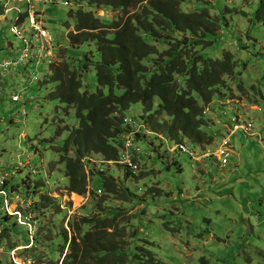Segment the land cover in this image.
I'll return each mask as SVG.
<instances>
[{"label": "rangeland", "instance_id": "obj_1", "mask_svg": "<svg viewBox=\"0 0 264 264\" xmlns=\"http://www.w3.org/2000/svg\"><path fill=\"white\" fill-rule=\"evenodd\" d=\"M181 1V11L206 8L219 26L217 33L207 39L210 44L195 51L213 60L230 53L235 70L232 77H222L224 83L217 95L224 97L216 96L209 106L200 104L205 109L204 133L209 143L194 147L185 140V144L190 150L196 149L197 155L213 152L226 136L224 127L234 111L242 121L248 119L253 132L260 131L264 140V17L257 16L260 1L264 0ZM81 5L87 11L85 3ZM79 9V4L68 0H0V59L19 57L27 43L33 46L38 61L46 60L40 65L43 69L30 66L20 71L24 72L21 75L13 71L0 77V182L8 177L10 207L24 212L31 208L37 229L34 246L25 250L30 242L28 234L15 225L16 219L4 220L5 200L0 196V232L11 230L9 238H0V261L13 263L11 254L15 252L20 259L36 264H56L65 246L64 231L72 239L71 226L82 218L90 220L108 213L113 216L118 211L116 225L123 233L118 242L125 250L126 264H136V249L149 251L159 264H264V143L261 146L253 137L242 141L240 132L230 138L232 156L225 168L212 161L196 165L186 155L168 153L167 138L146 136L148 141L134 144L138 149L133 158L137 177L129 174L127 178L117 166L107 172L132 195L126 202L111 196L104 201L103 195L79 196V203L72 200L74 195L59 198L68 194L65 189L69 180L65 165L51 168L60 161L56 148H63L67 137L57 138V132L77 126L78 120L76 111L66 114L60 100L48 101L56 87L42 83L52 74L54 65H79L76 58L85 53L86 49H70V33L76 28L70 15ZM95 13L108 24L121 16L110 10L98 9ZM49 37L54 40L52 46ZM164 49L161 46L160 53ZM147 66L150 69L151 65ZM15 75L21 79L13 80ZM34 77L40 82H33ZM83 80L93 92L94 74H86ZM14 96L21 97L19 104L13 102ZM140 112L141 106L132 107L127 120L136 117L133 122L141 125ZM240 142L245 145L243 150L236 148ZM70 157L75 156L72 153ZM102 160L100 155L83 159V170L91 176V165H100ZM100 185L99 179L93 178L91 191L96 192ZM14 186H20L21 191L14 189L13 194ZM41 199L50 205L36 211ZM64 253L69 254L70 248Z\"/></svg>", "mask_w": 264, "mask_h": 264}, {"label": "trees", "instance_id": "obj_2", "mask_svg": "<svg viewBox=\"0 0 264 264\" xmlns=\"http://www.w3.org/2000/svg\"><path fill=\"white\" fill-rule=\"evenodd\" d=\"M68 1L80 5V9L70 15L76 24L69 37L70 49L86 50L76 58L79 65L69 62L54 65L52 74L42 83L43 86L56 87V91L48 95V101L60 100L66 107V114L76 111L78 120L77 126L58 130L57 138L67 135L66 143L63 148H56L61 158L51 168L57 170L59 165L66 166L69 183L65 191L68 194L97 198L99 192L104 201L111 196L116 201L126 202L132 195L107 175L112 166L91 165L93 172L89 176L83 170V159L100 155L105 163L120 160L124 149L123 137L132 130L128 122L125 123L128 119L126 115L134 106L142 108V112L137 114L141 125L133 122L136 117L129 120L137 126L144 125L141 128L144 134H138L134 144L148 141L145 138L148 133L162 135L171 143L185 140L193 146L209 143L204 133L205 109L201 105L209 106L216 96H221L217 95V90L224 83L222 77H232L235 73L232 55L223 53L221 60H213L205 59L199 51H195L208 46L210 41L207 39L217 33L219 27L206 8L184 12L181 11V0ZM83 3L88 7L87 11L81 8ZM98 9L119 12L121 16L108 24L105 19L98 18L95 13ZM257 16L264 17L263 1H260ZM161 46L165 47L162 53ZM32 61L36 64H30ZM41 64L44 62L28 60L16 72L26 71L30 66L43 69ZM147 64L151 65L150 69ZM90 73L94 74L96 84L93 92L83 80ZM179 81L182 83L178 84ZM13 102L19 104L21 101ZM162 117L165 119L160 120ZM229 124L232 123L229 121L226 124V136L221 139L231 131ZM133 149L134 158L138 149ZM72 153L75 157H70ZM87 165L90 166V163L87 162ZM113 166L122 168L118 164ZM125 176L130 178L127 172ZM95 177L101 184L96 192L90 189L91 180ZM8 185L9 182L6 183ZM14 189L21 191L20 186H14L13 194ZM49 205L48 201L41 199L35 210ZM25 214L34 213L30 208V212ZM109 215L100 214L99 218L92 217L90 220L82 218L78 224L71 226L74 235L71 241L64 231L65 246L56 264L62 258V264H126L125 250L118 242L123 238V233L119 232L122 228L116 225L120 213L117 211L113 216ZM11 219L15 220L6 214L4 220ZM15 225L19 226L16 221ZM9 232L10 229H5L0 238H9ZM68 245L70 253L65 255ZM137 251L133 257L136 264H159L149 251H138V254ZM142 259L145 261L142 262ZM0 264L4 263L0 261Z\"/></svg>", "mask_w": 264, "mask_h": 264}, {"label": "built area", "instance_id": "obj_3", "mask_svg": "<svg viewBox=\"0 0 264 264\" xmlns=\"http://www.w3.org/2000/svg\"><path fill=\"white\" fill-rule=\"evenodd\" d=\"M16 33V32H15ZM45 33V32H44ZM18 34V33H16ZM54 40L49 37V45L52 46ZM54 51V48H53ZM20 56L18 59H0V75H6L10 72L16 71L19 67L25 66L28 60H37V53L34 52L33 46L28 45L26 43V48L22 52H20ZM46 61V60H40L39 62ZM51 63V62H49ZM36 82H38V78L34 79ZM15 102H20L21 97L20 96H15L13 98ZM230 122L232 123V129L227 135L226 138L221 139L219 144L213 149V152H208V151H201L199 155L195 153L196 149L190 150L189 146L185 144V141L182 143H170V146L168 147L167 151L171 154H182L186 155L189 157L190 161L193 162L194 164L197 165V163L200 162H205V161H212L213 164L219 168H225L228 166L229 160L231 159L232 156V148H231V143H230V137H232L236 131L239 129L242 131L243 135L246 138H256L259 142V144L262 146L263 140L261 139V134L260 132H253L251 123L248 120L242 121V119H239L238 116L234 115L232 119H230ZM130 123V122H129ZM136 128L133 126V130ZM135 130H138L135 129ZM124 149L122 151L120 160L117 163H105L102 161V165L111 167L114 164L120 165L124 170H126L129 174H131L133 177L137 176V170L133 164V153H134V133H128L124 137ZM172 144V148H171ZM263 147V146H262ZM171 148V150H170ZM264 148V147H263ZM97 163H94V165ZM100 164V165H101ZM103 166V167H104ZM192 167V165H191ZM8 181V177L5 176L2 178L0 182V189L6 186V183ZM98 195L100 194L99 192L97 193ZM0 196L4 198L5 200V206H4V211L8 216L14 217L16 219V222L19 226L26 228V230L29 233V244L27 245L28 247L24 248L25 250H28L34 246L35 239H36V234H37V229H36V223L32 222L33 217L31 214H25L21 208H15L12 209L10 207V202L9 198L10 194H8L4 190H0ZM19 199V197L17 198ZM36 230V231H35ZM1 235V232H0ZM12 262L13 264H34L33 261H26L22 257L20 259L15 255V252L11 254Z\"/></svg>", "mask_w": 264, "mask_h": 264}, {"label": "clouds", "instance_id": "obj_4", "mask_svg": "<svg viewBox=\"0 0 264 264\" xmlns=\"http://www.w3.org/2000/svg\"><path fill=\"white\" fill-rule=\"evenodd\" d=\"M54 52H55V51H54ZM42 62H45V61H42ZM48 63H49V61H48ZM16 73H17V72H16ZM35 78H38V77L31 78V80L34 81V82H36V81L34 80ZM38 80H39V78H38ZM38 82H40V80H39ZM14 97H15V96H14ZM14 97H13V98H14ZM234 113H235V115H237V116L239 115L238 112H235V111H234ZM233 116H234V115H233ZM233 116H232V117H233ZM231 119H232V118H231ZM246 120H248V119H246ZM126 122H128V124L131 126V129H132V130H131L130 132H128V133H131V132L134 133V140H135L136 135H138V134H140V133H141V134H144L143 132H141V128H143L142 126H137V125L133 124V122L130 121V120H129V121H128V120H125V123H126ZM129 122H130V123H129ZM133 126L136 127V128H134V130H133ZM225 127H226V126H225ZM137 128H138V130H135V129H137ZM128 133H126V134H128ZM126 134H125V135H126ZM260 134H261V133H260ZM125 135H124V137H125ZM146 136H152V134L148 133V135H146ZM233 136H234V135H233ZM233 136H232V137H233ZM124 137H123V139H124ZM158 138H159V139H162V138H163V140L165 139V137H163L162 135H158ZM230 138H231V137H230ZM261 139L263 140L262 135H261ZM185 142H186V141H185ZM219 142H220V141H219ZM188 143H189V142H188ZM230 143H231V142H230ZM263 143H264V140H263ZM123 144H124V140H123ZM194 147H195V146H194ZM262 148H263V147H262ZM173 155H175V154H173ZM122 169H123V168H122ZM123 170H124V169H123ZM124 171H125V173L127 172L126 170H124ZM127 173H128V172H127ZM135 177H137V176H135ZM132 178H133V177H132ZM7 182H8V181H7ZM6 188H7V186L3 187L2 190L6 191ZM6 192H7V191H6ZM97 193H98V192H97ZM72 195H74V194H66V195H63V194H62L59 198H60V199H63L65 196H66V197H68V196H71V197H72ZM97 195H98V194H97ZM100 195H101V193H100L98 196H100ZM71 240H72V239H70V241H71ZM26 246H27V245H26ZM68 248H69V245L67 246V249H68ZM64 256H65V255H64ZM64 256H63V257H64ZM62 263H63V261H60L59 264H62ZM34 264H36V263H34Z\"/></svg>", "mask_w": 264, "mask_h": 264}, {"label": "crops", "instance_id": "obj_5", "mask_svg": "<svg viewBox=\"0 0 264 264\" xmlns=\"http://www.w3.org/2000/svg\"><path fill=\"white\" fill-rule=\"evenodd\" d=\"M24 72H21V73H17V74H19V75H21V74H23ZM19 75H15V77L13 78V80L15 79V80H20L21 78H19ZM25 78V77H24ZM14 82V81H13ZM16 82V81H15ZM17 84H18V82H16ZM26 82H25V80H24V84H25ZM20 84V83H19ZM238 132H240V133H242L241 131H236V133L234 134V136L238 133ZM257 132H260V131H256V133ZM261 133V132H260ZM243 134V133H242ZM242 134H240V137H241V139H242V141H244L245 139H247L244 135H242ZM262 134V133H261ZM255 140H256V138H254ZM242 143V144H241ZM236 148H240L241 150H243L244 148H245V145H243V142H240V143H238V145L236 146Z\"/></svg>", "mask_w": 264, "mask_h": 264}, {"label": "bare ground", "instance_id": "obj_6", "mask_svg": "<svg viewBox=\"0 0 264 264\" xmlns=\"http://www.w3.org/2000/svg\"><path fill=\"white\" fill-rule=\"evenodd\" d=\"M72 200H73L74 202H78V203H79V201H80V197L74 194ZM61 261H63V258L61 259Z\"/></svg>", "mask_w": 264, "mask_h": 264}]
</instances>
